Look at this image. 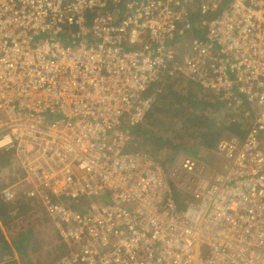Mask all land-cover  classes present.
<instances>
[{
    "label": "built area",
    "instance_id": "built-area-1",
    "mask_svg": "<svg viewBox=\"0 0 264 264\" xmlns=\"http://www.w3.org/2000/svg\"><path fill=\"white\" fill-rule=\"evenodd\" d=\"M192 10L207 37L176 50ZM174 71L255 111L213 170L127 150ZM0 151V195L42 200L69 246L53 264H264V0H0Z\"/></svg>",
    "mask_w": 264,
    "mask_h": 264
},
{
    "label": "trees",
    "instance_id": "trees-1",
    "mask_svg": "<svg viewBox=\"0 0 264 264\" xmlns=\"http://www.w3.org/2000/svg\"><path fill=\"white\" fill-rule=\"evenodd\" d=\"M213 17L214 15L205 17L199 11L192 10L190 21L194 32L191 35L175 37L171 42L174 49L188 50L187 44L190 40L206 39L208 30L204 21ZM93 20L94 14L89 22ZM75 32V30L68 32V37L72 38ZM182 40L185 42L179 45ZM178 62H182V58H179ZM164 75L166 84L162 86L161 82L158 83L161 91L156 93V102L147 112L146 120L134 128L133 139L127 144V150L148 153L157 159L167 174H170L171 169L179 163V154H187L183 158L197 156L196 158L208 164L211 161L209 156L217 159L218 144L225 136L236 135L244 138L252 129L256 115L246 101L243 106L235 108L232 107L234 102L223 93H212L199 83L188 80L181 73L174 77L167 72ZM245 111H250V114L246 115ZM187 142H193V146H187ZM202 150L207 151L206 156L201 155ZM193 153L197 155L194 156ZM12 160L10 154L0 151V191L20 179L18 177L7 179L3 174L5 166L12 164ZM172 188L175 200L181 208L185 207L186 195L180 191L176 183L172 184ZM19 196L20 200L13 203L0 195V264L4 263L3 260L7 264H16V251L26 253V244L32 237V229L29 228L20 232L18 241L9 240L2 221L10 225L19 218L25 220L31 217V210H36L43 204L40 199L27 200L24 194ZM90 202V198H85V205Z\"/></svg>",
    "mask_w": 264,
    "mask_h": 264
},
{
    "label": "rangeland",
    "instance_id": "rangeland-1",
    "mask_svg": "<svg viewBox=\"0 0 264 264\" xmlns=\"http://www.w3.org/2000/svg\"><path fill=\"white\" fill-rule=\"evenodd\" d=\"M176 65L179 67L182 66L178 62H176ZM170 75L174 77L178 76V73L174 71V73ZM187 146L192 147L193 142H187ZM206 154V150L201 151V155L206 156ZM186 155L187 154L181 153L179 154L178 159H181ZM193 155L196 156L197 154L193 153ZM208 158L211 160L210 162H212V164L219 163L213 156H209ZM10 165L13 172H11L9 168H5V173H3L7 179L16 177V172L19 168V163L15 159L12 160V164ZM39 208L41 209L39 212L34 209L31 210V217L25 220L19 218L10 225H7L2 221L6 232L8 233V238H10L9 240L18 241V236L21 231H25L29 228L32 229V237L26 244L27 252L23 254L20 251H16L15 253V258L17 259L16 264H51L67 250V248L64 247V243L60 240V237H58L53 221L48 219L46 208L43 204H40ZM6 256L9 257L8 255ZM3 262V264H7L4 260Z\"/></svg>",
    "mask_w": 264,
    "mask_h": 264
},
{
    "label": "bare ground",
    "instance_id": "bare-ground-1",
    "mask_svg": "<svg viewBox=\"0 0 264 264\" xmlns=\"http://www.w3.org/2000/svg\"><path fill=\"white\" fill-rule=\"evenodd\" d=\"M35 211H37V212L41 211V209L39 208V206H38V209H36ZM46 215L48 216V219H49V220H52V221H53L52 217H51L50 215H48V213H46ZM53 223H54V221H53ZM54 228H55V230H56V232H57V234H58V237H60V240L64 243V247H66V248L68 249L69 246H68L67 243H65V242L62 240V238H61V236H60V234H59L58 228H57V226H56L55 223H54Z\"/></svg>",
    "mask_w": 264,
    "mask_h": 264
},
{
    "label": "crops",
    "instance_id": "crops-1",
    "mask_svg": "<svg viewBox=\"0 0 264 264\" xmlns=\"http://www.w3.org/2000/svg\"><path fill=\"white\" fill-rule=\"evenodd\" d=\"M216 157H217V162H219L220 161V159H219V156L216 154ZM210 166H209V168L211 169V170H213L214 169V167L216 166V164H212V162H209L208 163ZM6 168H7V166H5ZM66 252H68V249L66 250ZM65 252V253H66ZM54 263V262H53ZM53 263H51V264H53Z\"/></svg>",
    "mask_w": 264,
    "mask_h": 264
},
{
    "label": "clouds",
    "instance_id": "clouds-1",
    "mask_svg": "<svg viewBox=\"0 0 264 264\" xmlns=\"http://www.w3.org/2000/svg\"><path fill=\"white\" fill-rule=\"evenodd\" d=\"M182 56L180 55V58H181ZM188 80H190V79H188Z\"/></svg>",
    "mask_w": 264,
    "mask_h": 264
}]
</instances>
